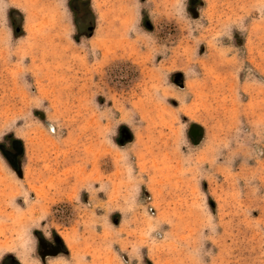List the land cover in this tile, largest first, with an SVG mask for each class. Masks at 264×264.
<instances>
[{"label":"rangeland","instance_id":"374dc122","mask_svg":"<svg viewBox=\"0 0 264 264\" xmlns=\"http://www.w3.org/2000/svg\"><path fill=\"white\" fill-rule=\"evenodd\" d=\"M0 244L264 264V0H0Z\"/></svg>","mask_w":264,"mask_h":264},{"label":"flooded vegetation","instance_id":"af4514ba","mask_svg":"<svg viewBox=\"0 0 264 264\" xmlns=\"http://www.w3.org/2000/svg\"><path fill=\"white\" fill-rule=\"evenodd\" d=\"M36 253L40 261L45 262L48 257H55L63 253V246L58 239L49 241L37 239ZM0 264H22L19 260L15 261L12 257L1 260Z\"/></svg>","mask_w":264,"mask_h":264},{"label":"bare ground","instance_id":"6f19581e","mask_svg":"<svg viewBox=\"0 0 264 264\" xmlns=\"http://www.w3.org/2000/svg\"><path fill=\"white\" fill-rule=\"evenodd\" d=\"M5 178V177H4ZM8 179H10V178H8ZM9 182V181H8ZM7 182V183H8ZM10 187V190L12 191V190H14L15 189V187L13 188L11 185L9 186ZM2 188V187H1ZM4 193V192H3ZM3 193H1V194H3ZM13 193V192H12ZM12 193H10V195L12 194ZM3 196V195H2ZM26 218V217H25ZM18 221V220H17ZM24 223V222H23ZM21 227V226H20ZM18 228V227H17ZM23 228H25V227H23ZM15 229V228H14ZM18 232V231H17ZM21 232V231H20ZM2 233V232H1ZM18 235H19V233H18ZM22 236V235H21ZM19 238V237H18ZM25 240V239H24ZM24 240H20L19 242H17L18 243V245L20 246V248H21V251H22V257L21 256H19V257H21V259L22 260H24V257L26 256V254H27V251H28V243L26 242V241H24ZM27 240V239H26ZM11 241V240H10ZM16 241V240H15ZM14 240H13V242H15ZM18 241V240H17ZM11 243V242H10ZM12 244V243H11ZM16 244V243H15ZM8 245V244H7ZM10 245V244H9ZM14 245V244H13ZM12 245V246H13ZM4 246H6L5 244H0V247H4ZM16 246V245H15ZM73 246V245H72ZM8 247V246H7ZM11 247V246H10ZM69 247H71L70 245H69ZM68 247V248H69ZM29 250H30V248H29ZM20 251V250H19ZM20 253H18V255H19Z\"/></svg>","mask_w":264,"mask_h":264},{"label":"water","instance_id":"95a60500","mask_svg":"<svg viewBox=\"0 0 264 264\" xmlns=\"http://www.w3.org/2000/svg\"><path fill=\"white\" fill-rule=\"evenodd\" d=\"M18 174V172H16Z\"/></svg>","mask_w":264,"mask_h":264}]
</instances>
